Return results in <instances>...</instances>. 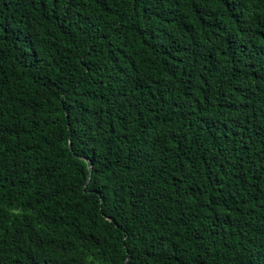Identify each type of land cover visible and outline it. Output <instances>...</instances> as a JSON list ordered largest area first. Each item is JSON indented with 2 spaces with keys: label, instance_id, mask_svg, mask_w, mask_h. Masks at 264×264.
Masks as SVG:
<instances>
[{
  "label": "trees",
  "instance_id": "16d2710c",
  "mask_svg": "<svg viewBox=\"0 0 264 264\" xmlns=\"http://www.w3.org/2000/svg\"><path fill=\"white\" fill-rule=\"evenodd\" d=\"M0 264H264V0H0Z\"/></svg>",
  "mask_w": 264,
  "mask_h": 264
}]
</instances>
